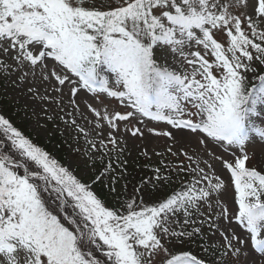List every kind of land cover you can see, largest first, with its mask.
Returning a JSON list of instances; mask_svg holds the SVG:
<instances>
[{"label":"snow or ice","instance_id":"1","mask_svg":"<svg viewBox=\"0 0 264 264\" xmlns=\"http://www.w3.org/2000/svg\"><path fill=\"white\" fill-rule=\"evenodd\" d=\"M0 89L38 101L48 121L55 105L83 156L109 157L82 180L0 114V264L264 259V0H0ZM81 103L91 128L77 122ZM145 119L198 150L181 149L178 187L162 192L173 181L157 167L129 194L127 136L180 143ZM197 241L203 257L184 250Z\"/></svg>","mask_w":264,"mask_h":264},{"label":"rangeland","instance_id":"2","mask_svg":"<svg viewBox=\"0 0 264 264\" xmlns=\"http://www.w3.org/2000/svg\"><path fill=\"white\" fill-rule=\"evenodd\" d=\"M65 91H67V89H65ZM0 94L5 96L6 100L14 106L15 112H19L20 118L24 122H26L25 124H27L29 130L35 136H39L43 140L48 141L49 138L54 135V133L61 135L64 145L66 146L64 161L62 163L63 165L70 166L74 174L82 180H85L87 176L93 175L97 168L96 162L101 161V159L99 158L101 156V153H96L92 160H89L87 157L82 155L83 150L86 147L83 137L81 136L79 139H77L78 134L76 133V131L73 128L65 125L63 121L59 120L58 117L60 115H63L64 113L56 110L55 105H48V107L51 109L48 114L52 115L53 112H55L57 118L54 121H48L45 115L42 114V107L38 101L27 100L24 96H19L17 98L19 102L14 103L13 94L9 93L8 95H4L2 89H0ZM80 97L82 99L88 98L90 103H93L95 104V106L100 107V105L96 104V102L91 99L90 95L81 92ZM25 104L28 105L27 112H25L24 110ZM67 111H72V109L69 107L67 108ZM81 111L84 113L86 119H81L79 115H77V122L82 124L86 128H91L92 125L87 123V120L92 119V114L87 111L83 103H81ZM33 112H35V115H33ZM37 122H39L40 125L44 126L43 129H37ZM145 124L148 128H156L161 132H172L174 136H176V139L180 141V143L174 142V140L169 137L150 134L145 128V135L143 138H133L130 135L127 136V143L124 145V154L127 161L133 162L140 156H145L153 165H165L169 158H173L180 163L183 162V166L187 167L190 161H188L186 157L181 153V149H184V151L188 152L189 154L197 151L198 145L196 139L194 137H191L187 132H185L183 136H180L178 134V130L171 128V126L163 122H152L145 119ZM138 126L144 128V125ZM37 132H39V135H36ZM169 147H171L172 152L177 153V155H172V153H169L167 151ZM77 148H79L80 151H75V149ZM249 150L251 151L252 148L250 147ZM255 150L258 154H260L262 151H264V147L257 145L255 147ZM145 151H147L148 155L143 154ZM157 153H160V155H157ZM106 158L108 157L104 156L103 160ZM162 160L163 163H161ZM255 163L256 161L254 160L249 164V166H252V164ZM181 178L182 173L180 174L178 180H180ZM224 178L228 179L227 173H225ZM93 190L96 192L94 188ZM204 231L206 234L210 235L207 226H205ZM209 242L211 243L213 241L209 240ZM258 257L259 254H257L256 264H264V259H259ZM240 264H243V258H241Z\"/></svg>","mask_w":264,"mask_h":264},{"label":"trees","instance_id":"3","mask_svg":"<svg viewBox=\"0 0 264 264\" xmlns=\"http://www.w3.org/2000/svg\"><path fill=\"white\" fill-rule=\"evenodd\" d=\"M249 79L253 83L257 82L255 80H253L251 73H249ZM0 110H1V114L5 115L6 118L10 119L14 124H16V126L21 127L22 130H24L26 133L32 134L34 142L38 146H40V147L44 148L46 151H48L61 164L63 163L64 153L66 151V146L64 145V142H63L60 134L54 133V135L51 138H49L48 141L43 140L39 136H35L29 130L27 124H25L26 122H24L20 118L19 112L14 111V106L11 105L6 100V97L3 96L2 94H0ZM120 161L121 162L127 161L124 153L120 157ZM96 163H97V168H96V171L94 173L98 174L99 170H102L103 165L108 163V160L105 159L102 161H97ZM177 166H178V164H175L174 161H171V160L168 164H166L164 166H162L160 164L153 165L150 163V160H148L147 158L139 157L136 160H134L133 162L127 161V164H126L127 173H126L124 179H122L120 183H121V185L124 183H127V185H128L127 191L129 194H131L133 191V188L138 186L141 180L153 178L155 175L153 169L159 167L162 170V173H164L165 175H170L171 180L173 181V183L170 185L162 186L161 191L162 192L167 191L171 187H178L179 186L180 181L178 180L177 173L175 171H173V169L176 168ZM116 171L120 172V169L117 168ZM187 178H188L187 174H184L183 179H187ZM147 187L149 189H151V185H147ZM93 188L96 190L97 194L102 199L105 200L107 206L111 207L112 206V198L107 195V191H108L107 188L103 187V185H101V184H96ZM184 250H190L193 254H195L199 257L204 256V253L201 251V245H200L199 241H197V243H186L184 245ZM97 255H99V253H97Z\"/></svg>","mask_w":264,"mask_h":264}]
</instances>
